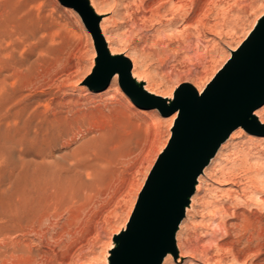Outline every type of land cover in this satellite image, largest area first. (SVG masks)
Returning <instances> with one entry per match:
<instances>
[{
	"label": "rangeland",
	"instance_id": "374dc122",
	"mask_svg": "<svg viewBox=\"0 0 264 264\" xmlns=\"http://www.w3.org/2000/svg\"><path fill=\"white\" fill-rule=\"evenodd\" d=\"M94 1L118 55L134 57L143 83L172 99L185 83L205 88L264 16V0H174L154 21L140 8L150 0ZM98 62L73 7L0 0V264H109L172 140L178 110L145 108L152 121L119 94L88 97L114 85L85 84ZM254 111L264 119V104ZM262 136L238 127L220 145L176 231L183 257L161 264H264Z\"/></svg>",
	"mask_w": 264,
	"mask_h": 264
},
{
	"label": "water",
	"instance_id": "95a60500",
	"mask_svg": "<svg viewBox=\"0 0 264 264\" xmlns=\"http://www.w3.org/2000/svg\"><path fill=\"white\" fill-rule=\"evenodd\" d=\"M59 1L80 13L97 44L98 66L85 84L102 90L118 73L120 88L138 106L158 108L164 116L179 111L172 140L156 162L139 197L140 207L136 206L109 263L161 264L166 249L176 255L174 233L184 204L220 145L238 127L264 134V124L251 121L254 110L264 104V16L201 93L185 83L168 102L136 83L128 57L110 54L100 17L92 15L87 0Z\"/></svg>",
	"mask_w": 264,
	"mask_h": 264
},
{
	"label": "bare ground",
	"instance_id": "6f19581e",
	"mask_svg": "<svg viewBox=\"0 0 264 264\" xmlns=\"http://www.w3.org/2000/svg\"><path fill=\"white\" fill-rule=\"evenodd\" d=\"M117 1V0H116ZM120 1V0H119ZM174 0H150V2H147L148 3V5H144V4H141V6H140V8H141V10L143 11V12H145V11H147L148 9L151 11V14H150V17L151 18H153V21H154V19H161V17H162V15H161V7L165 4V2H170L171 4L172 3H174V2H176V1H174ZM180 1V4H177L178 6H177V8H179V7H182L185 3V0H179ZM196 1V0H195ZM87 2L89 3V6L91 7V11H92V15L94 16V17H97V16H99V17H102V20H101V22H99V28H100V30H101V32H102V34H103V36H104V39H105V42H106V44H107V49H108V51L110 52V54H112V56H116V55H118V54H120V53H118L119 52V50L118 49H115L114 47H112L111 46V44H110V38H109V36L107 35V29H105V27H104V25H105V22H107L106 21V18L108 17H106L105 16V14L106 13H102V11L96 6V3H95V1L94 0H87ZM192 2V1H191ZM116 4V3H115ZM176 4V3H175ZM170 6H172V5H170ZM193 6V5H192ZM137 9H139V6H138V8ZM170 9V8H169ZM141 12V11H140ZM142 12V13H143ZM174 13H175V10H174ZM189 14V13H188ZM187 14V15H188ZM143 15H146V14H143ZM186 15V16H187ZM149 17V16H148ZM147 17V18H148ZM166 17V16H165ZM108 19V18H107ZM150 19V18H149ZM149 19H147V20H149ZM171 19V18H170ZM186 19V18H185ZM143 20H146V18L144 17V19ZM146 20V21H147ZM110 20H108V22H109ZM199 21H201V20H199ZM151 22V21H150ZM157 22V21H156ZM112 23V22H111ZM168 35V34H167ZM121 54H123V55H125V56H127V57H129L131 60H132V62H133V64H135V59H134V57H132V56H130L126 51H124V52H121ZM132 54V53H131ZM131 73H132V77H133V79L136 81V83L138 84V85H140V86H142L145 90H147L149 93H151V94H155V95H160V96H162V97H164L165 99L167 98L166 96H165V94H162V93H158V92H156L153 88H151V87H149V85H147V84H144L143 83V81L144 80H142V78H141V76H140V74L139 73H137L136 71H134V70H132L131 71ZM117 79H118V73H116L115 75H114V78H113V83H114V85L111 87V88H109L108 90H106V91H98V92H88V97L89 96H96V97H100V98H111L112 96L114 97V95H116V94H119L120 95V97H121V99H123V100H125L128 104H130V106L131 105H134L135 106V104H134V102L132 101V99L124 92V91H122L121 89H120V87H119V85L118 84H116L117 82ZM116 82V83H115ZM151 86V85H150ZM203 89H204V85H202V86H199L198 87V91L201 93L202 91H203ZM171 97H172V95H171ZM171 97H169V98H167L166 100L168 101V102H171V100H172V98ZM83 99V98H82ZM86 99V98H85ZM98 99V98H97ZM87 100H88V98H87ZM108 100V99H107ZM136 109H137V111L141 114V116H147L150 120H155V117H154V115L152 114V113H150L147 109H145V108H142V107H136ZM175 116H176V113H174V115H173V119L175 118ZM252 118L253 119H257V121H259L260 123H264V119H263V117L260 115V113L258 112V111H254L253 112V114H252ZM172 119V120H173ZM239 128H242V127H239ZM233 135V134H232ZM231 135V136H232ZM233 137V136H232ZM261 138H264V136H262ZM20 157V156H19ZM22 157H24V156H22ZM25 158V157H24ZM30 174V173H29ZM235 175V174H234ZM236 177V176H235ZM32 179V178H31ZM30 180V179H29ZM234 181V180H233ZM29 182H31V181H29ZM201 182H202V179H201V176L199 175L198 177H197V179H196V182H195V184H194V190L195 189H198L199 187H200V185H201ZM32 186V185H31ZM35 186V185H34ZM202 187V186H201ZM199 190V189H198ZM192 201H193V198H192V195H189L188 196V199H187V201H186V203L184 204V207H183V211H185V210H187L188 208H190L191 206H192ZM264 201V200H263ZM264 203V202H263ZM245 212V211H244ZM224 214V213H223ZM237 216V215H236ZM223 217V216H222ZM240 218V217H239ZM257 218V217H256ZM252 219V218H251ZM250 219V217H248V216H245V214H244V216H242V219L240 218V220H242L241 222L243 223L242 224V226L241 227H244V229H247L248 227H252L253 226V224L252 223H250L249 221H247V220H251ZM253 219H254V217H253ZM219 220H225V219H223V218H221V219H219ZM244 220V221H243ZM259 220V219H258ZM218 221V220H217ZM216 221V222H217ZM255 221H256V219H255ZM240 222V223H241ZM258 221H256V223H257ZM262 222V221H261ZM224 223H225V221H224ZM239 223V222H238ZM237 223V224H238ZM179 224H180V222L178 223V225H177V228H176V230H175V233H174V240H175V246H176V251H178V259H177V261H179V260H181V258L183 257V254H182V252H179V248H178V246H177V244H176V231H177V229H178V226H179ZM219 225H221L220 223H218ZM228 224V223H227ZM226 224V225H227ZM216 225V224H215ZM223 225V224H222ZM259 225H261V223L259 224ZM227 226H231V225H227ZM227 226H224L223 228H225V230H227ZM254 226H256V225H254ZM263 226V228H264V225H262ZM219 227V226H218ZM222 227V226H221ZM237 227H239V225L237 226ZM220 228V227H219ZM240 228V227H239ZM256 228V227H255ZM255 228H254V231H255ZM262 228V229H263ZM215 230V229H214ZM258 229L256 228V231H257ZM228 232H229V230H227ZM241 231V230H240ZM252 231V230H251ZM255 231V232H256ZM259 231V230H258ZM260 231H261V229H260ZM264 231V230H263ZM228 232H225V233H228ZM244 232V231H243ZM259 234H260V232H258ZM242 234V233H241ZM245 234V233H244ZM256 234V233H255ZM261 234H262V232H261ZM264 234V233H263ZM257 235V234H256ZM256 235H254V233H253V235L252 236H256ZM248 236H249V234H248ZM251 236V235H250ZM249 236V243H248V245H247V248L246 249H250L251 248V242H252V238L253 237H250ZM264 236V235H263ZM248 239V238H247ZM254 239V238H253ZM232 245V244H231ZM218 246H221V247H223L224 248V246H225V243H222L221 245L219 244ZM227 246V245H226ZM237 246V245H236ZM221 247H219V248H221ZM222 248V249H223ZM228 248V247H227ZM232 248V247H231ZM244 248V247H243ZM229 249H230V247H229ZM238 249V248H237ZM221 250V249H220ZM242 250V249H241ZM0 251H2V249L0 248ZM229 251V250H228ZM232 252H233V249L231 250ZM241 252L242 251H240V250H238L237 252H234L233 253V256H231V258H232V261L233 262H237V260L239 259V257L241 256ZM230 254H231V252H230ZM172 255L174 256V251H172V250H170V249H166L165 251H164V255H163V259H164V257L166 256V258H165V261L166 260H170L171 258H172ZM232 255V254H231ZM185 257V256H184ZM163 259H162V261H163ZM101 261V260H100ZM240 262V261H239ZM162 263V262H161ZM92 264V263H91ZM105 264V263H104ZM238 264V263H237Z\"/></svg>",
	"mask_w": 264,
	"mask_h": 264
},
{
	"label": "snow or ice",
	"instance_id": "6c2138e0",
	"mask_svg": "<svg viewBox=\"0 0 264 264\" xmlns=\"http://www.w3.org/2000/svg\"><path fill=\"white\" fill-rule=\"evenodd\" d=\"M145 188H147V186H145ZM137 207L139 208V207H140V205H139V204H137Z\"/></svg>",
	"mask_w": 264,
	"mask_h": 264
}]
</instances>
